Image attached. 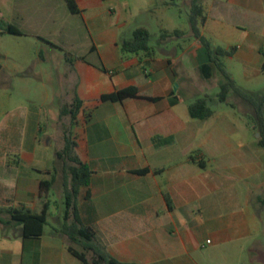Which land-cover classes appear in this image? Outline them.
Listing matches in <instances>:
<instances>
[{
  "label": "crops",
  "instance_id": "0c3cea01",
  "mask_svg": "<svg viewBox=\"0 0 264 264\" xmlns=\"http://www.w3.org/2000/svg\"><path fill=\"white\" fill-rule=\"evenodd\" d=\"M74 1L75 13L66 0H0V47L7 40L42 46L39 60L36 52L22 59L0 52V207L39 214L49 205L39 238L24 239L21 226L0 223V264H81L51 198L64 193V163L56 153L69 132L92 172L76 200L81 224L116 260L264 264V148L245 123L237 137L232 123L190 116L192 102L180 90L207 62L190 15L185 41H161L158 50L150 45L151 56L122 50V41L132 39L125 38L123 12H167L180 3L191 12L192 0H154L155 6L144 0L139 9L128 0ZM200 7L201 35L231 53L223 63L237 62L246 77L264 70V0H200ZM57 52L65 57L48 73L45 55ZM129 87L137 97L101 100ZM75 98L82 105L72 120L63 109ZM143 169L150 171L134 173ZM50 221L58 224L46 231ZM256 244L263 248L258 258Z\"/></svg>",
  "mask_w": 264,
  "mask_h": 264
},
{
  "label": "trees",
  "instance_id": "16d2710c",
  "mask_svg": "<svg viewBox=\"0 0 264 264\" xmlns=\"http://www.w3.org/2000/svg\"><path fill=\"white\" fill-rule=\"evenodd\" d=\"M72 12H77L78 8L74 0H66ZM202 14L200 0H192V8L190 13V28L194 38L200 41L207 57V62L200 66L199 70L205 79H210L214 72H219L225 79L220 85V93L218 95L220 102L227 103L228 94L234 90L243 99L247 100L253 106L255 112L256 129L259 134V146L264 148V93L261 96L254 97L236 85L234 79L225 69L221 57L228 56L231 53L223 49L214 50L204 36L201 35L197 22ZM7 31L14 35H20L21 32L9 26ZM174 35H183V32L175 31ZM170 38L169 34L162 35V40ZM160 41V42H161ZM122 50L129 53L144 52L148 56L152 55L150 46V33L144 27L136 28L133 37L130 40L122 41ZM138 90L135 87H129L116 91L112 94L102 96L104 102H121L129 97H137ZM156 100V99H153ZM82 102L75 98L74 102L63 109V114H69L72 120L76 118L77 112L81 108ZM189 114L192 118L206 120L213 115V111L208 106L206 98H199L189 105ZM77 144L72 138L71 132L66 133L64 137V147L56 153L57 157L64 163V193L66 195L67 210L65 215L66 223L63 232L68 236L72 243L69 247L70 253L77 258L81 264H127L116 260L106 249L98 243L94 231L81 224L76 200L81 188L89 185L91 170L76 154L75 148ZM149 169L134 171L136 174L144 175L149 173ZM50 186L51 183H44ZM43 185V183H42ZM49 205L45 204L41 213L36 214L30 210L12 209L0 207V223L3 226H21L24 239L39 238L43 235L44 227L48 223ZM8 218H4V215ZM73 244L80 246L77 249ZM91 253V255H89Z\"/></svg>",
  "mask_w": 264,
  "mask_h": 264
},
{
  "label": "rangeland",
  "instance_id": "374dc122",
  "mask_svg": "<svg viewBox=\"0 0 264 264\" xmlns=\"http://www.w3.org/2000/svg\"><path fill=\"white\" fill-rule=\"evenodd\" d=\"M128 1L134 9H139L142 5V2H144V0ZM145 1L148 2L149 0ZM152 4L153 6H155L154 0L151 2V5ZM154 9L155 8L149 7L145 10H136L132 14L123 12V16H125L127 19L125 38H132L133 31L136 28L142 26L146 28L150 33V45L153 46L156 50H158L157 47L162 40V35L164 34L170 35L168 41H185L187 39L186 36L174 35L175 31L184 32L185 25L188 23L189 15L191 13L183 3L179 4V8H172L167 12H162V10ZM79 21L81 26L84 25L82 19H79ZM81 35L83 37H88L87 31L81 32ZM17 41L18 40H7L2 45V47H0V52H3L5 56H9V58L11 59H22L26 56H33L36 52V57L39 60V52L42 50V46L34 49L26 42L21 43ZM213 49L216 50V48ZM177 51L180 52L181 48H177ZM60 54L65 57V53L63 52H57L54 54L49 53L45 55L47 58V61L45 63V70L48 73L51 72L54 66L58 68L57 61ZM224 66L227 72L234 79L236 85L242 88L248 94L257 97L261 96L264 93V70L260 69L259 73L253 74L250 77H246L244 73L240 72V65L237 62L231 63L228 60H224ZM260 67H262V65ZM191 77V80H188L189 88L184 92L180 90V96L186 98V100L191 101L192 103L199 98L207 99L208 106L213 111V115L208 120L202 123H232L235 127V132L231 133V135L237 137L242 136L244 135V133H246V130L243 128V123H245L246 126L248 125V129H250L249 136L254 137L255 139L258 138L257 132L255 134L251 132L253 124H256L255 112L251 103L243 99L234 90H231L229 92L227 103L220 102L218 97L220 93V83L224 82L225 79L219 72L214 74L213 78H211L210 80H206L201 75L200 70L194 69V72H191ZM49 82L50 84L51 82L53 84V81L47 80L48 84ZM177 84H179L181 87L184 85L183 81H178L176 85ZM53 88L55 87H52V91L54 92ZM56 90L58 91V94H60V91L62 92V88L57 87ZM57 101L60 100H58L57 98ZM48 107L50 110H52L54 105L52 104ZM64 125L66 126L64 127V130L66 129V131H68L69 127H67V123H64ZM51 198L55 203V207H57L56 216L61 218L62 224L65 225V215L67 210L65 193L59 195L58 192H53L51 194ZM56 224L58 223L50 221V224L46 227V231H52V226ZM256 243H258V241ZM259 244H261V246L264 245V238L259 240ZM73 246L77 249H81L80 246H77L75 244H73ZM261 246H257L256 244L255 258L263 256V252L258 251L259 249L264 248H262ZM89 255H91V253H89Z\"/></svg>",
  "mask_w": 264,
  "mask_h": 264
},
{
  "label": "water",
  "instance_id": "95a60500",
  "mask_svg": "<svg viewBox=\"0 0 264 264\" xmlns=\"http://www.w3.org/2000/svg\"><path fill=\"white\" fill-rule=\"evenodd\" d=\"M258 136H259V134H258Z\"/></svg>",
  "mask_w": 264,
  "mask_h": 264
}]
</instances>
